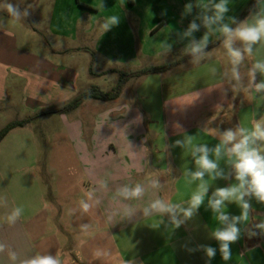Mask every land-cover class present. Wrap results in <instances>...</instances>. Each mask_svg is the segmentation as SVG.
<instances>
[{"label":"crops","instance_id":"0c3cea01","mask_svg":"<svg viewBox=\"0 0 264 264\" xmlns=\"http://www.w3.org/2000/svg\"><path fill=\"white\" fill-rule=\"evenodd\" d=\"M130 1L134 7L135 1ZM3 2L0 0V15H5ZM175 2L178 12L185 9L182 0ZM246 7L228 12L227 17L251 23V15L262 11L255 5L243 14ZM195 12L198 16L202 9L195 8ZM227 17L226 22L231 23ZM200 31L205 33L206 29L201 25L198 35ZM55 33L52 35L59 34ZM52 35L45 43H37V39L23 43L14 30L0 25V112H14L19 106L36 114L41 110L56 111L81 91L95 86L82 82L80 86L77 68L57 60L71 57V52L59 42L55 46ZM215 37L218 39L207 47L218 43L216 47L205 50L208 58L192 63L191 56L185 54L190 59L167 72L175 75V96L174 120L168 123L166 137L159 129L160 121L149 119L135 96L124 100L130 81L121 96L105 102V109H98L93 119L70 121L66 116L92 99L61 114L66 133L60 142L68 145L69 153L56 149L44 154L38 151L37 136L29 124L7 134L0 143V244L5 246L0 251V264H22L37 254L53 255L60 264H121L123 260L134 264H264V234L252 227L264 220V204L255 199L251 201L253 219L249 225L241 226V237L231 244L232 259L227 262L221 258L218 242L211 238V231L218 224L211 211L206 210L207 198L198 213L178 229L167 224V216L143 213L156 199L186 204L191 198L199 182L189 183L184 173L195 168L190 154L193 145L213 147L220 142V132L237 126L251 129L253 121L264 116V99L247 88L248 69L257 59L264 58V42L240 66L244 86L232 90L229 57L226 60L215 55L222 53V35ZM236 46H240L239 42ZM100 75L92 72L93 78ZM261 79L264 77L257 73L256 82ZM0 119V131L15 121L28 120L5 123L2 114ZM187 136H193L191 144L186 143L184 148L175 145L176 140H187ZM164 153L170 157L168 165ZM220 165L225 172L230 171L225 160ZM40 167L46 170L44 187L38 175ZM205 179L210 185L209 195L216 187L235 183L231 178ZM155 181L160 183L159 188L152 186ZM136 184L145 189L141 198L123 199L117 195L122 186ZM82 201L90 205L88 211L83 210ZM17 207L22 208V215L14 224L9 223L7 216ZM129 210L133 212L131 216ZM227 211L240 214L235 204H229ZM82 225L88 228L82 229ZM249 229L257 235L249 238ZM200 245L217 249L211 261L198 249ZM189 248L197 250L189 252ZM10 253H15V260Z\"/></svg>","mask_w":264,"mask_h":264},{"label":"rangeland","instance_id":"374dc122","mask_svg":"<svg viewBox=\"0 0 264 264\" xmlns=\"http://www.w3.org/2000/svg\"><path fill=\"white\" fill-rule=\"evenodd\" d=\"M134 1L133 7L130 0H20V3H17V0H4L2 8L5 10V15H0V25L14 30L23 43L36 39L37 43H45L46 39H51L50 35L53 31L59 32L57 36L52 35L54 36L52 41L55 46L59 42V45L70 50L71 57L65 56L57 60L62 61L69 68H77L81 74L80 86L81 82L93 84L102 91L109 92L117 84L118 75L100 74L113 69L125 72L138 71L145 67L174 62L184 57L183 50L191 38H182V34L189 23L197 17L195 8L199 7L196 5L207 2V0H182L184 4H193L192 12L186 14L183 7L178 12L176 0ZM8 2L18 5L22 12L27 8L29 14L21 19L12 17L4 7ZM243 5H247L243 14L255 5H259L264 11V0H229V12H235ZM242 13L237 19L242 17ZM110 16H118L120 23L105 33L101 25ZM154 29L157 30L152 33ZM197 33L195 32L193 36L199 40L204 32L200 31L201 35ZM217 34L219 36L220 33L210 35V43L218 39L215 37ZM165 42L172 45L170 51H165L162 47ZM21 45L24 46V44ZM28 47L35 50L34 47ZM220 52L222 53H215V55H221L228 60L223 47ZM92 72L100 76L93 78ZM174 76L171 72L133 79L127 84L123 95L124 100L135 96V99L147 111L149 119L160 121L159 129L164 137L167 136L168 123L172 124L174 120ZM74 99L71 98L69 101ZM86 103L87 105L66 115L70 121L93 119L95 115L97 117L98 109H105L107 105L98 100ZM47 111L51 110H41L36 114L19 106L17 111L8 112L7 110L0 114L6 117L5 123L31 117L29 129L37 136L38 151L43 154L52 149L69 153L71 149L68 145L60 142V137L66 133L62 122L64 117L60 113L46 114ZM1 123L0 119V125ZM149 125L151 126L152 123L150 122ZM151 129L154 127L152 126ZM164 155L165 163L168 165L171 162L170 157L166 153ZM38 175L40 184L44 187L47 177L45 168L40 167Z\"/></svg>","mask_w":264,"mask_h":264},{"label":"clouds","instance_id":"9594fccd","mask_svg":"<svg viewBox=\"0 0 264 264\" xmlns=\"http://www.w3.org/2000/svg\"><path fill=\"white\" fill-rule=\"evenodd\" d=\"M202 12L195 17L183 32L182 38H191L184 48V53L191 56L192 63H200L209 56L205 51L209 42L210 35L219 32L223 37V47L229 57L231 64L230 82L232 90H238L243 87V78L240 72V66L243 64L246 56H252L256 46L264 42V11H257L252 16V22L246 20L237 22L235 17H227L231 23L226 22V14L229 12V0H207L206 3L197 4ZM7 12L16 19L26 17L28 9L20 10L18 5L8 2L4 5ZM30 7V6H29ZM185 13L190 14L193 9L192 3L185 4ZM211 13V14H208ZM197 20L200 23H197ZM120 18L118 16L107 17L101 27L106 33L113 27L118 26ZM201 25L206 29L203 36L197 40L193 34L200 30ZM232 25H235L233 27ZM239 42L240 46L236 44ZM162 47L165 51H170L172 45L165 42ZM257 73L264 77V58L257 59L248 69L249 81L247 88L254 91L264 99V79L256 82ZM215 74V70L213 71ZM228 76V73H225ZM220 142L213 147L207 144L193 145L191 148V157L194 162V170L187 169L184 175L189 183L199 182L196 191L191 198L184 203H171L163 199H156L143 209L145 216L153 213H159L161 216H167V224L173 229L180 228L187 220L196 215L205 205L206 210H210L215 217L218 226L211 231V238L218 242L219 253L223 261L232 259L231 244L237 242L241 237V226L249 225L253 219L251 214L254 208L251 201L255 199L258 203L264 204V116L253 121L251 129L237 126L228 128L219 133ZM193 136H187V140H176L175 145L184 148L186 143L191 144ZM225 160L230 168L225 172L221 167L220 161ZM208 177L212 181L218 179L229 180L227 186L216 187L209 195L210 185ZM159 188L161 185L155 181L152 185ZM144 187L141 184L135 186L124 185L117 190V195L123 199H139L144 194ZM84 211H88L90 205L81 202ZM235 204L240 209L239 215H231L228 211V205ZM22 208H15L7 216L9 223H15L22 215ZM133 214L132 210L128 215ZM164 224V220L161 221ZM264 234V220H260L252 226ZM87 225H82V229H87ZM249 238L257 235L255 230H247ZM4 245L0 244V251L4 250ZM209 261H211L217 252V249L209 245L198 246ZM197 249L189 248L188 251ZM13 260L16 259L15 253H10ZM22 264H60V261L53 255L37 254L22 261ZM121 264H134L132 260H123Z\"/></svg>","mask_w":264,"mask_h":264},{"label":"trees","instance_id":"16d2710c","mask_svg":"<svg viewBox=\"0 0 264 264\" xmlns=\"http://www.w3.org/2000/svg\"><path fill=\"white\" fill-rule=\"evenodd\" d=\"M223 39V37L221 38ZM218 43L213 44L212 46L207 47L205 50L211 49L216 47ZM190 59V56H184L174 62H170L167 64H163L160 66H150V67H145L142 68L141 70L138 71H133V72H125L119 69H113L110 70L109 72H105L101 75H105L108 73H115L118 75V81L117 84L112 88L111 91L109 92H104L102 91L99 87L97 86H92L88 88L87 90L82 91L74 100L63 106L61 109L56 110V111H51L47 112L46 114H55V113H69L72 112L76 109H78L85 101L92 99V100H98V101H103V102H112L117 100L126 84L133 80V79H141L149 75H159V74H164L166 72H169L173 70L174 68L184 64ZM31 119L28 120H23V121H15L13 123L8 124L5 126L1 131H0V143L4 140V138L7 136V134L15 128L18 127H25L31 122Z\"/></svg>","mask_w":264,"mask_h":264}]
</instances>
